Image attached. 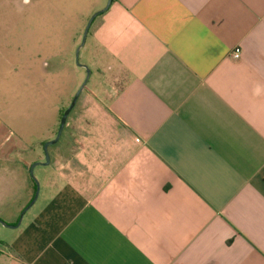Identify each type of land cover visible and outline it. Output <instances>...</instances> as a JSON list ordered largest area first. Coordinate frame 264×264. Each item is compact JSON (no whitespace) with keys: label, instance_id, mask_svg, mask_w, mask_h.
I'll return each mask as SVG.
<instances>
[{"label":"crops","instance_id":"1","mask_svg":"<svg viewBox=\"0 0 264 264\" xmlns=\"http://www.w3.org/2000/svg\"><path fill=\"white\" fill-rule=\"evenodd\" d=\"M93 26L48 165L54 69L10 111L23 36L0 31V264H264V0H113Z\"/></svg>","mask_w":264,"mask_h":264},{"label":"rangeland","instance_id":"2","mask_svg":"<svg viewBox=\"0 0 264 264\" xmlns=\"http://www.w3.org/2000/svg\"><path fill=\"white\" fill-rule=\"evenodd\" d=\"M107 4L108 0H0V31L12 30L22 34L23 38L17 41L25 47L19 53V61L17 60L19 56H16L18 54L14 55V64L17 65L18 62L23 76L16 78L13 91L7 92L9 100L6 101L10 111L25 113L29 109L28 106L34 99L35 90H38V87L39 90L43 88L39 76L41 66H45V70L50 73L54 69L55 102L59 101L62 108L61 114L70 108L77 92L87 80L88 70H91L88 63V50L94 26L91 27L86 43L77 58L78 48L82 44L89 20L95 13L103 10ZM4 19L7 21L5 22ZM36 52L41 55L36 56L34 54ZM95 77V74L90 75L86 88H91ZM44 81L47 111L51 105L47 102V100L51 101V94L48 93L51 88L49 85H52L51 74H47ZM32 84H37L38 87L34 88ZM82 93L85 94V91ZM74 107L71 110L72 113L76 109ZM68 124L66 120L64 135L58 146L65 142ZM17 129L20 130V122H18ZM49 156L51 160V151ZM39 170L35 169L33 174H30L35 193L38 188L40 193L41 171ZM34 184H36L35 187ZM33 199L27 202L28 204L24 200L20 202L25 203L22 208L23 212Z\"/></svg>","mask_w":264,"mask_h":264},{"label":"water","instance_id":"3","mask_svg":"<svg viewBox=\"0 0 264 264\" xmlns=\"http://www.w3.org/2000/svg\"><path fill=\"white\" fill-rule=\"evenodd\" d=\"M112 2H113V0H108V4H107V6H106L103 10H101V11L95 13V14L91 17V19L89 20V22H88V24H87V27H86V29H85V32H84V36H83L82 44L80 45V47L78 48V51H77V58H78V56H79V53H80L81 48H82V47L85 45V43H86L87 36H88V34H89V31H90V29H91V26H92L93 22L95 21V19H96L99 15L103 14L104 12H106V11L110 8V6L112 5ZM83 67H84L85 69H89L87 66H83ZM90 75H91V71L88 70V77H87V80L85 81V83L83 84V86L80 88V90L77 92V94H76V96H75V99H74L72 105L70 106V108H69L68 110H66V112L64 113V115H63V117H62V119H61V123H60L59 130H58V133H57L56 138H55L54 140L48 141V142H46V143L44 144L45 162H44V163H39V164L48 165V164L50 163L49 147H50L51 145H53V144H55V143H57V142L59 141V139H60V137H61V135H62V132H63V130H64V127H65V124H66V120H67V118H68V115H69L70 111L72 110V108L75 106L76 101L78 100V97L80 96L81 92L84 90V88H85V86H86V84H87V82H88V80H89V78H90ZM36 165H38V164L36 163V164L32 165V167H31V169H30V173H31V174H33V171H34V168L36 167ZM38 195H39V188H38V190H37V192H36V195H35L34 199H33L32 202L29 204V206L24 210V212H25L26 210H28L32 205H34V203H35L36 200L38 199ZM24 212H23L22 215H21V220L19 221L18 225L21 224V221H22V217H23V215H24ZM18 225H17V226H18ZM17 226H9V227H17Z\"/></svg>","mask_w":264,"mask_h":264},{"label":"built area","instance_id":"4","mask_svg":"<svg viewBox=\"0 0 264 264\" xmlns=\"http://www.w3.org/2000/svg\"><path fill=\"white\" fill-rule=\"evenodd\" d=\"M241 49L240 48H236L232 53H231V57L235 60H238L241 58Z\"/></svg>","mask_w":264,"mask_h":264},{"label":"trees","instance_id":"5","mask_svg":"<svg viewBox=\"0 0 264 264\" xmlns=\"http://www.w3.org/2000/svg\"><path fill=\"white\" fill-rule=\"evenodd\" d=\"M65 112H66V111H64V112L61 114V119H62V117H63V115H64Z\"/></svg>","mask_w":264,"mask_h":264}]
</instances>
